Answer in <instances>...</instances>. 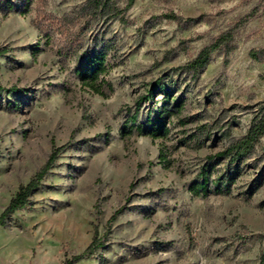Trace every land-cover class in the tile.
Returning <instances> with one entry per match:
<instances>
[{
	"label": "rangeland",
	"instance_id": "374dc122",
	"mask_svg": "<svg viewBox=\"0 0 264 264\" xmlns=\"http://www.w3.org/2000/svg\"><path fill=\"white\" fill-rule=\"evenodd\" d=\"M229 32L234 50L185 67ZM0 46V216L64 146L0 225V264H64L96 232L104 245L72 264H264V134L241 162L209 160L264 113V55L249 54L264 48V0H0ZM98 51L108 96L77 74ZM157 80L182 104L167 134L124 133L133 115L150 129ZM205 165L203 196L190 187Z\"/></svg>",
	"mask_w": 264,
	"mask_h": 264
},
{
	"label": "trees",
	"instance_id": "16d2710c",
	"mask_svg": "<svg viewBox=\"0 0 264 264\" xmlns=\"http://www.w3.org/2000/svg\"><path fill=\"white\" fill-rule=\"evenodd\" d=\"M134 0H130L132 3ZM232 33H227L217 40L212 42L209 45H206L198 55L189 61L185 67L193 71L194 73H199L203 70L208 64L211 54L219 49H225L227 53L235 49V46L232 45ZM7 52L6 47L0 46V56L4 55ZM250 56L256 60H260L264 55V48L252 49L250 51ZM106 53L104 51H98L87 55L83 60L80 66L77 68V74L83 80V82L91 87L95 92L108 96L107 92L102 88V85L106 84L104 78H101V75L106 71ZM101 78V79H100ZM16 87H11L8 90H16ZM5 90L3 86L0 85V92ZM156 92L163 93V105L160 110L156 113L153 118L149 119L150 129L144 131L141 124L136 123V115H133V118L129 119L127 123L123 126V132H132L134 128L138 130L140 134H149L152 137L156 138L167 134L168 128L166 126V116L171 113L173 108L179 110L182 104L178 100L172 102L171 90L166 88L159 80L155 81L146 96V98H152ZM264 134V113L256 119L253 125L250 127L247 134L230 143L223 150L217 152L215 155H210L209 160L214 158H229L231 162H241L248 158L259 138ZM64 146L57 147L53 146L52 152L49 155L46 163L36 172L33 178L26 184L22 185L15 196L12 197L8 206L4 209L0 216V225L6 222V219L13 213L24 209L30 202L31 194L41 185L42 180L46 177L49 170L53 167L59 152ZM161 156H165L164 153H161ZM209 161V162H210ZM208 165L203 166L201 174V181L195 182L191 187V191L197 195L206 196L210 192V169ZM232 178V171L229 170L228 173L218 177L215 182L220 190L227 185L228 181ZM114 217V215H113ZM104 245V242L101 238L98 237L97 232L93 238L92 243L85 249V251L79 255H75L73 259L67 260L64 264H72L74 260H80L86 255H91L96 252L101 246ZM264 259V255H263Z\"/></svg>",
	"mask_w": 264,
	"mask_h": 264
}]
</instances>
